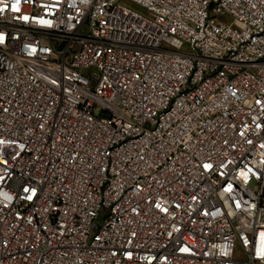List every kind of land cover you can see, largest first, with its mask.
<instances>
[{"label":"built area","instance_id":"1","mask_svg":"<svg viewBox=\"0 0 264 264\" xmlns=\"http://www.w3.org/2000/svg\"><path fill=\"white\" fill-rule=\"evenodd\" d=\"M0 264H264V0H0Z\"/></svg>","mask_w":264,"mask_h":264},{"label":"rangeland","instance_id":"2","mask_svg":"<svg viewBox=\"0 0 264 264\" xmlns=\"http://www.w3.org/2000/svg\"><path fill=\"white\" fill-rule=\"evenodd\" d=\"M124 5H128V6H130V4L129 3H123ZM136 8V7H135Z\"/></svg>","mask_w":264,"mask_h":264}]
</instances>
